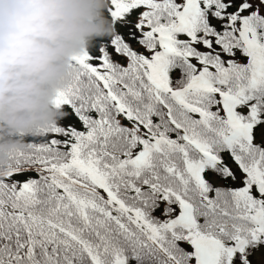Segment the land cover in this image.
<instances>
[{
  "label": "snow or ice",
  "instance_id": "snow-or-ice-1",
  "mask_svg": "<svg viewBox=\"0 0 264 264\" xmlns=\"http://www.w3.org/2000/svg\"><path fill=\"white\" fill-rule=\"evenodd\" d=\"M106 17L0 168V264H264V0Z\"/></svg>",
  "mask_w": 264,
  "mask_h": 264
},
{
  "label": "clouds",
  "instance_id": "clouds-1",
  "mask_svg": "<svg viewBox=\"0 0 264 264\" xmlns=\"http://www.w3.org/2000/svg\"><path fill=\"white\" fill-rule=\"evenodd\" d=\"M108 0H0V168L56 123L72 57L111 34Z\"/></svg>",
  "mask_w": 264,
  "mask_h": 264
},
{
  "label": "trees",
  "instance_id": "trees-1",
  "mask_svg": "<svg viewBox=\"0 0 264 264\" xmlns=\"http://www.w3.org/2000/svg\"><path fill=\"white\" fill-rule=\"evenodd\" d=\"M95 41H98V40H95ZM93 54H96V53H93ZM93 64H95V61H93ZM32 175H34V173ZM17 179H24V177H17Z\"/></svg>",
  "mask_w": 264,
  "mask_h": 264
}]
</instances>
